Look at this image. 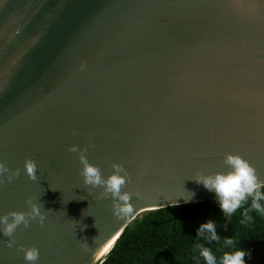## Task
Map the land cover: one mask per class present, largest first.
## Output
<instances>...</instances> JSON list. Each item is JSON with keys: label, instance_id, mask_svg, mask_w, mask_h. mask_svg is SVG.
Wrapping results in <instances>:
<instances>
[{"label": "water", "instance_id": "1", "mask_svg": "<svg viewBox=\"0 0 264 264\" xmlns=\"http://www.w3.org/2000/svg\"><path fill=\"white\" fill-rule=\"evenodd\" d=\"M72 145L105 177L124 166L133 217L83 184ZM228 153L264 180V0H0V161L21 169L0 215L28 198L50 210L12 248L0 233V264H26L19 246L37 264H99L147 211L219 206L194 179L226 172Z\"/></svg>", "mask_w": 264, "mask_h": 264}, {"label": "clouds", "instance_id": "2", "mask_svg": "<svg viewBox=\"0 0 264 264\" xmlns=\"http://www.w3.org/2000/svg\"><path fill=\"white\" fill-rule=\"evenodd\" d=\"M73 134L75 135L76 133L74 132ZM68 151L78 155V160L82 165L79 174L83 178V184L91 186V188H102L100 198H110L112 200L113 215L117 219L133 217L134 208L131 203L133 194L124 191L130 182V177L124 166L114 163L112 165V173L105 177L98 165L88 161L86 156L87 148L82 149L78 145H72ZM222 163L228 168L226 172H216L208 175L200 173L194 179L196 183L202 184L205 189L216 194L219 208L226 216L234 214L238 209L244 207L249 200L250 207L244 208L241 223L251 222L252 216L250 212L252 211L264 215V191H261V189H264V180L260 179L255 167L239 154L231 153L225 154ZM23 170L29 180L37 181L39 179L37 175L38 166L34 160L26 159ZM20 174L21 169L11 170L5 162L0 161V185L12 183L20 177ZM83 199H86V197L81 198V200ZM189 199L190 196L185 199V202H188ZM25 204L29 208L27 212L10 211L0 215V233L8 238L4 241L8 248L16 245L14 233L20 226L28 228L34 222L43 226L45 213L50 212V210L45 211L43 204L34 202L32 198H28ZM197 237L207 239L209 242H218L221 238L217 233L216 224L211 219L199 226ZM234 243L235 241L232 238H225L224 240L226 247L233 246ZM85 245L87 244L85 243ZM196 248L199 250V256L203 258L206 264H246L245 256L247 253L242 248L224 252L219 262L210 248L202 244H197ZM17 250L24 253L23 258L26 264H37L40 255L38 248L19 246Z\"/></svg>", "mask_w": 264, "mask_h": 264}, {"label": "trees", "instance_id": "3", "mask_svg": "<svg viewBox=\"0 0 264 264\" xmlns=\"http://www.w3.org/2000/svg\"><path fill=\"white\" fill-rule=\"evenodd\" d=\"M246 207L250 200L224 225L225 214L206 200L147 211L119 233L99 264H206L197 244L210 248L218 262L224 252L242 248L246 264H264V215L252 211L251 222L241 223ZM209 219L216 224L218 242L197 237L199 226ZM225 238L234 245L226 247Z\"/></svg>", "mask_w": 264, "mask_h": 264}, {"label": "bare ground", "instance_id": "4", "mask_svg": "<svg viewBox=\"0 0 264 264\" xmlns=\"http://www.w3.org/2000/svg\"><path fill=\"white\" fill-rule=\"evenodd\" d=\"M105 248L108 249V248H109V245H107ZM105 248L100 252V253H102L103 255H104V253H105ZM100 253H99V254H100ZM99 254H98V255H99ZM98 255H97V256H98ZM97 256H96V257H97ZM96 257H95V258H96Z\"/></svg>", "mask_w": 264, "mask_h": 264}, {"label": "snow or ice", "instance_id": "5", "mask_svg": "<svg viewBox=\"0 0 264 264\" xmlns=\"http://www.w3.org/2000/svg\"><path fill=\"white\" fill-rule=\"evenodd\" d=\"M109 247H110V245H109ZM108 249L107 248H105V252L107 251Z\"/></svg>", "mask_w": 264, "mask_h": 264}]
</instances>
